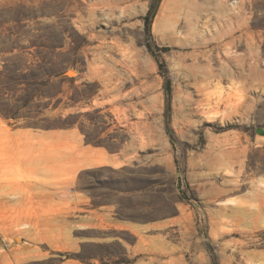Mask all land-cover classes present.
<instances>
[{
    "label": "rangeland",
    "instance_id": "obj_1",
    "mask_svg": "<svg viewBox=\"0 0 264 264\" xmlns=\"http://www.w3.org/2000/svg\"><path fill=\"white\" fill-rule=\"evenodd\" d=\"M151 2L0 0V126L69 127L122 79L133 144L124 168L16 176L0 264H264V0H159L146 33ZM83 115L91 136L113 116ZM122 219L144 226L135 256Z\"/></svg>",
    "mask_w": 264,
    "mask_h": 264
},
{
    "label": "crops",
    "instance_id": "obj_2",
    "mask_svg": "<svg viewBox=\"0 0 264 264\" xmlns=\"http://www.w3.org/2000/svg\"><path fill=\"white\" fill-rule=\"evenodd\" d=\"M79 74L76 70L72 85L82 81V86H85L89 78L80 79ZM112 82L120 89L100 95L90 93L71 105L68 112L77 115V120L69 127L40 129L14 124L9 126L8 123L0 126V204L14 203L10 196L14 194L13 181L16 176L20 179L32 177L38 181V185H35L37 188L45 189L46 186L39 182L46 179L47 171L55 174L70 172L74 180L80 173L97 167L120 169L127 166L133 154V144H122L119 136L122 133V79ZM96 108L108 109L113 116L110 121L103 123L104 128L100 132L91 136L88 133L96 123L83 114ZM5 126L9 128L5 129ZM132 165L135 167V164ZM36 198L39 204L45 203L46 196ZM92 212V215L108 213L98 209ZM120 226L122 231L134 238L130 243L122 240L125 253L137 255L143 243V224L122 219Z\"/></svg>",
    "mask_w": 264,
    "mask_h": 264
},
{
    "label": "trees",
    "instance_id": "obj_3",
    "mask_svg": "<svg viewBox=\"0 0 264 264\" xmlns=\"http://www.w3.org/2000/svg\"><path fill=\"white\" fill-rule=\"evenodd\" d=\"M157 1L159 0H152L150 7L144 16V29L146 33L150 32L151 21L154 15V10H155ZM164 95H165V108L167 110L169 106L170 95H171V87H170V82L168 79L164 81ZM165 128H166L168 135L170 136V141L173 143V133L168 123H165ZM212 260H213V264H218L216 260V255L212 254Z\"/></svg>",
    "mask_w": 264,
    "mask_h": 264
}]
</instances>
